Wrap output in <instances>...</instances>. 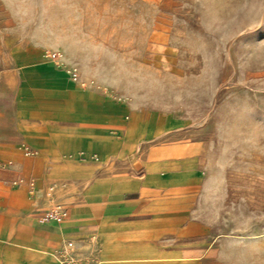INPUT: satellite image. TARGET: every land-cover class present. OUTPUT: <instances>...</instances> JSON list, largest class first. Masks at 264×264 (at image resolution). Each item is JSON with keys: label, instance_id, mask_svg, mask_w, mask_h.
<instances>
[{"label": "rangeland", "instance_id": "rangeland-1", "mask_svg": "<svg viewBox=\"0 0 264 264\" xmlns=\"http://www.w3.org/2000/svg\"><path fill=\"white\" fill-rule=\"evenodd\" d=\"M54 204L46 264H264V0H0V214Z\"/></svg>", "mask_w": 264, "mask_h": 264}, {"label": "crops", "instance_id": "crops-1", "mask_svg": "<svg viewBox=\"0 0 264 264\" xmlns=\"http://www.w3.org/2000/svg\"><path fill=\"white\" fill-rule=\"evenodd\" d=\"M55 135L56 134L42 136L38 143L39 147L46 150L48 149L47 152L49 154H54V150L68 151L72 149L68 143L63 141L65 136ZM57 140H60V142ZM71 214L75 216L78 215L79 212L77 210H72ZM0 220L1 238H14L20 245H27L30 247L18 248V250L12 254L8 247L4 250L2 248V250H0V264H14L16 260L18 264H46L48 262L47 259H43L36 249V246L41 244V236H54L58 232L64 235V227L60 223L40 224L31 216L23 214L22 212L18 214H0ZM121 259L124 258L114 257L109 260L119 261Z\"/></svg>", "mask_w": 264, "mask_h": 264}, {"label": "built area", "instance_id": "built-area-1", "mask_svg": "<svg viewBox=\"0 0 264 264\" xmlns=\"http://www.w3.org/2000/svg\"><path fill=\"white\" fill-rule=\"evenodd\" d=\"M67 217V208L61 204H54L50 209L44 211L40 217L41 221H54L61 223ZM71 244V243H68ZM71 256H61L58 258L59 264H73Z\"/></svg>", "mask_w": 264, "mask_h": 264}, {"label": "bare ground", "instance_id": "bare-ground-1", "mask_svg": "<svg viewBox=\"0 0 264 264\" xmlns=\"http://www.w3.org/2000/svg\"><path fill=\"white\" fill-rule=\"evenodd\" d=\"M73 208V207H72Z\"/></svg>", "mask_w": 264, "mask_h": 264}]
</instances>
